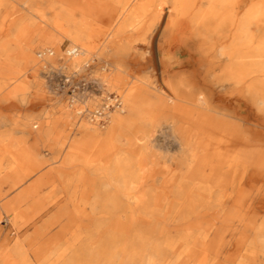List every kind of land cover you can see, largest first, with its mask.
I'll return each mask as SVG.
<instances>
[{"label": "rangeland", "instance_id": "rangeland-1", "mask_svg": "<svg viewBox=\"0 0 264 264\" xmlns=\"http://www.w3.org/2000/svg\"><path fill=\"white\" fill-rule=\"evenodd\" d=\"M94 1L4 0L0 6V82L11 83L0 89V264H40L33 250L46 243L51 246L44 264H172L186 253L194 264L212 259L207 237H212L228 206L190 196L191 185L184 178L197 155L189 150L187 139L162 123L160 112L170 99L157 54L171 40L166 35L168 20L150 21L145 29L129 27L114 42L122 6L101 0L116 14H100L92 25L91 16L98 9L85 14L81 9L86 11ZM169 2L164 12L171 9ZM57 14L61 30L68 27L64 18L87 22L88 51L80 54L81 46L53 28ZM56 47L63 56L57 57ZM68 47L79 49V61L65 55ZM48 50L54 54L38 57ZM178 56L184 59L188 51L182 49ZM128 60L137 63L135 68L146 64L140 75L151 83L139 98L129 101L107 83L118 72V64ZM71 74L76 85L88 83L86 98L78 95L72 100L73 89L63 85L64 75ZM16 85L23 86L22 92L5 98ZM216 94L228 96L226 105L238 110L236 92L229 86ZM116 97L136 137L134 141L119 137L125 162L111 158L108 165L100 149L113 116L120 112L113 107ZM104 102L111 105L107 122L92 123L89 113ZM49 126V138L39 140V132ZM22 151L32 155L34 164L16 165L15 156ZM262 221L259 218L258 224ZM238 230L227 238L218 257L225 264H264L262 249L255 263L249 261L255 232L243 226ZM241 237L243 243L237 245ZM17 243L29 254L26 263L15 252Z\"/></svg>", "mask_w": 264, "mask_h": 264}, {"label": "bare ground", "instance_id": "bare-ground-1", "mask_svg": "<svg viewBox=\"0 0 264 264\" xmlns=\"http://www.w3.org/2000/svg\"><path fill=\"white\" fill-rule=\"evenodd\" d=\"M109 1L122 6L114 42L122 38L129 27L145 29L150 21L168 20L166 35L171 40L165 48H159L157 54L158 68L162 77L166 76L164 88L170 99V105L160 112L162 123L172 127L181 139H187L189 150L197 155L196 164L189 168L184 178L191 185L190 196L198 194L210 205L228 206L222 219L212 229V237H207L211 239L214 257L198 264H225L218 257L220 250L227 244L229 236L235 237L241 226L247 232L254 231L256 234L249 260L255 263L258 250H264V0H160L157 5L156 0L139 3H133V0ZM98 2L101 5L94 6ZM168 2L172 7L164 12ZM3 3L4 0H0V6ZM93 3L87 6L88 11L81 9L84 14L98 9L93 11V18L91 16L92 25L98 21L100 14H116L101 0ZM155 5L156 9H152ZM63 20L68 25L65 30L60 29L62 22L58 14L51 25L81 46L80 54L88 51L85 42L88 38L85 31L87 22L70 18ZM56 49L57 57L63 56L59 48ZM182 49L188 51V57L184 59L178 56ZM80 54L75 57L77 61ZM136 66L137 63L132 60L128 63L121 61L117 66L118 72L109 80L105 77L111 87L125 94L127 101L139 98L151 86L147 78L140 75L147 65L143 68ZM154 72L151 74L154 75ZM200 84L204 87L200 88ZM10 85L0 82V89ZM226 86L236 92L237 111L226 105L228 96L216 94L217 90ZM22 90L23 86L16 85L5 98L7 95L15 98ZM125 112V108H120V112L113 116L112 125L101 142L103 149H100V155L106 158L108 165L111 158H116L117 163L125 162L120 156L121 147L117 139L136 137L122 117ZM51 133V126L44 128L39 132L38 139L49 138ZM15 158L16 165L34 164L32 155L24 151ZM23 181L24 178L19 179L18 183ZM94 207L97 209L96 205ZM259 218L263 220L260 225ZM242 241L243 237L237 245ZM50 246L46 243L33 250L40 264L46 262ZM15 252L25 263L28 261L29 254L22 244L17 243ZM172 264L194 263L190 254L186 253L178 255Z\"/></svg>", "mask_w": 264, "mask_h": 264}, {"label": "built area", "instance_id": "built-area-1", "mask_svg": "<svg viewBox=\"0 0 264 264\" xmlns=\"http://www.w3.org/2000/svg\"><path fill=\"white\" fill-rule=\"evenodd\" d=\"M47 54H49L50 56L53 55L52 51H46L43 53H40L38 55L39 58H44ZM79 54V49L78 48H66L65 49V55L67 57H74L77 56ZM63 85L65 87L68 88H72V100H78V97H87L88 96V92L89 90V85L88 83L81 81V82H75V77L71 74V75H64V81H63ZM79 95V96H78ZM111 107L110 104L108 103H103L101 106L97 107L96 109H94L93 111H91L89 113V118L92 121V123L94 124H99V125H103L107 122L108 117H109V108ZM114 108H116L117 110L121 108V103H120V99L118 97H116L114 99Z\"/></svg>", "mask_w": 264, "mask_h": 264}]
</instances>
